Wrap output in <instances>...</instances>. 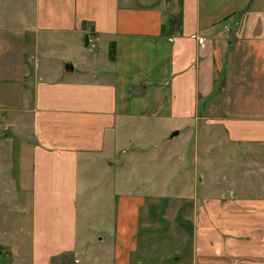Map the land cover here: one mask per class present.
Listing matches in <instances>:
<instances>
[{"label": "crops", "instance_id": "crops-1", "mask_svg": "<svg viewBox=\"0 0 264 264\" xmlns=\"http://www.w3.org/2000/svg\"><path fill=\"white\" fill-rule=\"evenodd\" d=\"M202 121L264 142V0H0V264H111L80 220L107 150L149 124L163 155L174 124ZM235 197L168 264H264V196ZM115 231L112 264L150 263Z\"/></svg>", "mask_w": 264, "mask_h": 264}, {"label": "rangeland", "instance_id": "rangeland-1", "mask_svg": "<svg viewBox=\"0 0 264 264\" xmlns=\"http://www.w3.org/2000/svg\"><path fill=\"white\" fill-rule=\"evenodd\" d=\"M221 112L217 106L205 108L202 114L222 119ZM227 125L217 121L187 127L174 124L169 135L177 129L182 133L163 143V155L157 153L160 144L140 138L149 124L123 128L101 162V198L95 196L99 188L93 187L92 195L81 199V234L90 242L88 248H98L93 242L98 236L91 230L100 225L101 255L112 264L119 241L115 230L126 222L136 230L139 254H145L134 259L168 264L188 253L186 241H192L194 224L208 222L210 209L244 193L264 196V142H234ZM135 147L140 151L136 155ZM129 196L136 202L130 203ZM97 251L91 250L88 257Z\"/></svg>", "mask_w": 264, "mask_h": 264}, {"label": "built area", "instance_id": "built-area-1", "mask_svg": "<svg viewBox=\"0 0 264 264\" xmlns=\"http://www.w3.org/2000/svg\"><path fill=\"white\" fill-rule=\"evenodd\" d=\"M87 45L89 47V50L92 51L96 46V38L95 37H89L87 39ZM0 133H1V127H0Z\"/></svg>", "mask_w": 264, "mask_h": 264}, {"label": "water", "instance_id": "water-1", "mask_svg": "<svg viewBox=\"0 0 264 264\" xmlns=\"http://www.w3.org/2000/svg\"><path fill=\"white\" fill-rule=\"evenodd\" d=\"M178 134H179V132L176 131V132H174L173 136H176V135H178Z\"/></svg>", "mask_w": 264, "mask_h": 264}]
</instances>
